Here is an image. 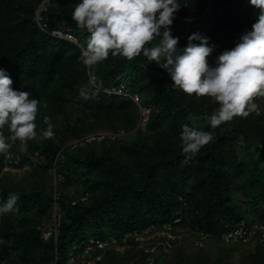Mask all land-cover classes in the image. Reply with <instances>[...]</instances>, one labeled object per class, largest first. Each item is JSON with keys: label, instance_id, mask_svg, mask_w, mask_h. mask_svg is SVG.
Wrapping results in <instances>:
<instances>
[{"label": "trees", "instance_id": "16d2710c", "mask_svg": "<svg viewBox=\"0 0 264 264\" xmlns=\"http://www.w3.org/2000/svg\"><path fill=\"white\" fill-rule=\"evenodd\" d=\"M43 1L0 0V68L12 79L14 90L28 91L41 102L37 131L46 128L43 117L47 116L55 133L51 139L28 141L26 151L16 140L8 141L12 145L8 152L18 154L14 164L22 169V179L17 174L9 178L11 171L0 176V203L12 192L19 197L18 211L0 218V260L54 264L58 257L57 264H66L61 257H67L70 249L80 250L92 236L107 238L114 231L125 232L175 216L188 215L194 225L215 234L225 222L233 223L254 212L264 218L263 111L260 116L253 113L224 122L217 155L201 149L183 163L182 126L199 128L195 120L205 116L194 111L187 94L172 87L167 70L142 55L132 61L110 55L90 69L100 85L124 82L140 95L141 104L150 108L145 129L136 128L140 113L129 99L97 91L92 101L83 99L81 86H87L90 95L95 88L89 83V69L80 60L81 48L41 29L36 10ZM182 2L188 6L182 5L175 12L178 15L188 16L207 7V0ZM76 3L78 0H48L40 23L46 30L69 28L84 45L88 33L71 19ZM204 16L212 17L210 32L231 49L250 30L258 10L249 0H212ZM186 25L177 19L170 25L179 44L188 37L182 28ZM217 107L216 103L209 105L212 112ZM120 129L128 134L115 138L97 134ZM88 135L94 137L88 139ZM75 140L78 142L72 143ZM3 165L0 162V171ZM54 169L62 176L57 179L62 190L56 189V196L53 187L49 192L34 187L36 178L49 171L53 174ZM80 191H88L89 199L72 205ZM54 202L60 208L57 242L54 237L45 240L40 228L44 221L53 222ZM106 227L111 228L110 233ZM189 250L187 246L175 249L162 259L173 255L170 264H200L201 260L191 262L185 255ZM252 250L255 257L264 254L263 248ZM134 256L140 257L134 264H146L141 252L111 250L99 264H127ZM255 264H264V259Z\"/></svg>", "mask_w": 264, "mask_h": 264}, {"label": "clouds", "instance_id": "9594fccd", "mask_svg": "<svg viewBox=\"0 0 264 264\" xmlns=\"http://www.w3.org/2000/svg\"><path fill=\"white\" fill-rule=\"evenodd\" d=\"M211 3L212 0H207L205 14L210 10ZM249 3L258 10L256 21L251 25L250 30L245 31L239 37V42L233 48L222 51L211 64L208 58L213 53L214 46L209 45L208 37L199 32H194L187 37L186 46L178 48L179 37L171 35L170 25L174 19L185 21L188 24L184 20V15L175 13L182 5L188 6V3L182 2V0H78L72 9L71 19L79 29L88 33L84 45L80 43L77 35L69 28L58 27L50 30L44 28L40 23V13L46 9V3L37 8L36 21L41 29L51 36H54L51 34L53 30L65 31L63 29L70 30L74 34L77 39L76 42L58 36L54 37L65 39L81 48L80 60L89 69V78L92 74L90 69L102 64L110 55L113 57L120 56L128 61L142 55L147 61L155 62L159 67L167 70L174 89H179L188 96L195 95L196 98H211L218 105L210 115L203 118L204 124L209 125L211 129H216L222 123L232 121L235 117L245 118L253 113L260 116L262 113L258 101L264 100V0H249ZM184 28L188 32L187 25ZM95 82L96 77L89 81L90 84H95ZM12 84L13 81L6 70L0 68V162H3L4 155L12 147L8 142L9 139L19 140L22 150L26 151L28 141L51 139L55 135L54 125L47 116L43 117L46 128L41 129L40 132L37 131L36 119L38 108L42 107L41 102L28 91L14 90ZM121 85L128 88L124 82L117 85L107 84L104 87H119ZM129 91L139 96V103L131 98L117 97L134 102L140 113V108L143 106L141 97L138 93L132 92L130 89ZM100 93L107 95L103 91L98 92V94ZM92 94L97 95L93 90ZM79 95L88 99L90 95L88 87L81 86ZM121 130L123 129L119 131ZM123 132L122 135L128 134L124 130ZM213 140V131L204 130L203 126L197 128L187 124L183 125L180 133L183 163L193 159L202 148ZM9 171L13 172V170ZM4 172L2 168L0 176ZM53 175L56 181L62 179L55 169ZM70 192L76 193L74 189H71ZM85 192L88 191H80L75 198L80 197ZM18 199L16 193L8 194L7 198L0 203V218L18 211ZM55 205L59 207L58 203L54 202L53 222L44 223L40 227L41 231L43 227L48 229L49 225L55 224ZM58 209L60 221V208ZM123 232L114 231L110 235ZM41 234L43 237V231ZM57 238H55V242H57ZM83 246L78 251H71L70 254L83 250ZM111 251L133 255L138 253L113 249ZM138 258L140 257H132L127 264H134ZM143 260L145 261L144 257ZM57 261L58 257L55 264ZM145 263L148 264L146 261Z\"/></svg>", "mask_w": 264, "mask_h": 264}, {"label": "built area", "instance_id": "2783aa9c", "mask_svg": "<svg viewBox=\"0 0 264 264\" xmlns=\"http://www.w3.org/2000/svg\"><path fill=\"white\" fill-rule=\"evenodd\" d=\"M52 35L68 39L76 42L77 39L70 30H53ZM95 76L90 74V79ZM93 92L103 91L108 96H122L133 99L139 103V96L130 93L125 85L117 86H100L96 82ZM150 120V108L142 106L140 108V119L138 127L147 128ZM123 130L112 132H99L101 137L115 138L122 135ZM88 139L94 135H88ZM78 140L74 141L77 143ZM3 171L13 170L14 164L18 160V154L7 152L4 155ZM10 166V167H9ZM19 167V166H17ZM20 168V167H19ZM17 170V169H16ZM60 177H62L60 175ZM89 197V192H85L80 197L72 200V205H76L79 201H85ZM55 215L53 226L43 227V237L45 239L54 236L57 238L59 221V207L55 205ZM217 239L224 244H237L241 247H249L256 249L258 247L264 249V218H261L256 212L248 214L245 217L231 223L225 222L223 228L217 234L210 232L202 227L196 226L188 215L175 216L174 218L159 223H151L143 228H134L123 233H115L107 238L92 237L83 246V250L77 253H71L66 264H98L103 258L105 251L116 250L124 252H141L148 264H156V255L171 254L179 246L190 243L191 249L204 248L209 240ZM0 264H9L6 259L0 260ZM180 264H187L185 261Z\"/></svg>", "mask_w": 264, "mask_h": 264}, {"label": "rangeland", "instance_id": "374dc122", "mask_svg": "<svg viewBox=\"0 0 264 264\" xmlns=\"http://www.w3.org/2000/svg\"><path fill=\"white\" fill-rule=\"evenodd\" d=\"M205 9H203L202 11H198V12L192 11L188 16L186 15L184 20H186L188 22V24H187L188 32H186V29L184 28V26H182V28H183V31H184L186 37L189 36L190 34L194 33V32H199L201 35L209 38L208 39L209 45L214 46V51L210 55V57L208 58L209 63L211 64L214 62V58L217 55H219L225 49H229V48L227 46L221 44V41H220L221 38L219 36L213 35L210 32L211 28H212L213 21L211 20L212 17L206 18L204 16L205 11H206ZM184 12L188 13V10L184 9ZM256 19H257V16H256ZM66 29H68V28H66ZM66 29H63V30H66ZM186 44H187V39H185V42L182 44L178 43V46L183 48L184 46H186ZM83 99H85V98H83ZM93 99H95V94L89 95L88 101H92ZM82 101H84V100H82ZM188 102L191 104V106L194 107V111L195 112L199 111L202 116L210 115L212 113V111L209 109V105L211 103H213V104L215 103L212 101L211 98H208V97L196 98L195 95L188 96ZM258 102L260 103L262 111L264 112V100H259ZM138 113H139V110H138ZM195 123L196 124L199 123L201 126H203L204 130L213 131L214 140L202 149L204 151H208L209 153H211L213 155H217V151L221 145V143L219 142V131H220V126H222L223 123L220 126H218L216 129H211L209 125L204 124L203 118L196 119ZM234 129H235V127H234ZM16 141H17V145L21 148L20 142H18V140H16ZM56 143L59 144L60 142L58 140H56ZM26 171L29 174V172H30L29 169H27ZM21 173H22V169L14 165L13 166V172L9 175V178L12 179L17 174V178L22 179ZM52 184H53V186H51ZM58 185L59 184H57L55 176L53 174H51L50 171L47 172L43 177L36 178L34 180V187L39 189V190L40 189L44 190L46 192H49L52 189V187H53L54 192L55 191L57 192L56 189H58V191L60 190V192H61L62 189H59L60 187H58ZM71 189H74V188H71ZM236 196H239V194H236ZM256 205H257L256 209L262 210V205H260V204H256ZM52 209H53V207H52ZM44 223H47V221H44L40 227H42L44 225ZM49 226H51V225H49ZM105 230L107 231V233L111 232L110 227H106ZM212 241H214V240H209L208 243H210V244H206V246L204 248H200L198 250L191 249L190 243H187L186 244L187 248H190L191 250L187 251L185 253V255L190 257L191 262H193V260L194 261L201 260L200 264H255V261H257V260L263 261V259H264V254H263V256L255 257V255L253 254L254 250H252L249 247H246L249 249V250H246L245 248H242L241 246H239L237 244H224L221 242H219L217 244H213ZM216 245H218V247ZM70 252H71V249L68 251L69 255L67 254L68 255L67 257H61V258L64 259L65 261H67L69 259V256H70ZM255 252H257V251H255ZM164 256H165V254H162V253H159L156 255L157 264H170L169 262H173V260H174L173 255L166 256L164 259H162V257H164ZM162 260H164V261L161 262ZM196 263H198V262H196Z\"/></svg>", "mask_w": 264, "mask_h": 264}, {"label": "bare ground", "instance_id": "6f19581e", "mask_svg": "<svg viewBox=\"0 0 264 264\" xmlns=\"http://www.w3.org/2000/svg\"><path fill=\"white\" fill-rule=\"evenodd\" d=\"M48 0H44L39 6H41V5H43L44 3H46ZM216 242H220V241H218L217 239H214ZM212 243H215L214 241H212ZM222 243V242H221ZM207 244H210V243H207ZM206 246V245H205ZM185 247V245H181V246H179V248H184Z\"/></svg>", "mask_w": 264, "mask_h": 264}, {"label": "water", "instance_id": "95a60500", "mask_svg": "<svg viewBox=\"0 0 264 264\" xmlns=\"http://www.w3.org/2000/svg\"><path fill=\"white\" fill-rule=\"evenodd\" d=\"M56 263V262H55Z\"/></svg>", "mask_w": 264, "mask_h": 264}]
</instances>
